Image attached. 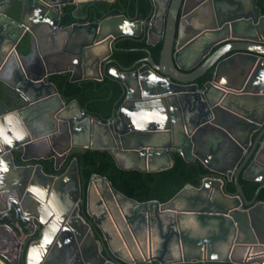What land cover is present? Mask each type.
Returning <instances> with one entry per match:
<instances>
[{
    "label": "water",
    "instance_id": "water-1",
    "mask_svg": "<svg viewBox=\"0 0 264 264\" xmlns=\"http://www.w3.org/2000/svg\"><path fill=\"white\" fill-rule=\"evenodd\" d=\"M258 1L169 0L162 14L159 1L152 0L150 26L147 19L134 21L126 15L88 23L90 28L84 34L78 55L68 50L77 64L63 68L54 67V54L40 51L35 27L26 23V12H34V21L36 15L47 20L52 31L49 35L54 36V31H62L61 8L72 3L80 7V0H18L15 13L0 8V66L7 54L3 44L9 37L22 61V70L12 71L15 82L20 84L1 75L0 80L24 101L16 109L0 112V198L7 191L10 205L20 204L23 216L45 226L44 237L29 249L28 264H42L43 252L55 249L61 224H73V216L69 217L72 209L68 208V217L61 219L54 202L57 188L68 180L69 173L58 176L44 171L41 164L18 165L13 151L20 149L24 160L54 158L59 168L75 146L107 149L122 169L137 168L129 166L131 162L142 165L144 171L167 169L174 163L171 152L175 151L187 161L201 160L210 171L202 177L200 186L187 184L165 203L158 199L149 202L178 216L176 220H167L154 259L161 264H264V200H257L264 188V13ZM160 17V62L150 56L148 64L138 70L128 72L111 67L107 71L116 38L140 35L143 30L148 33V29L151 34L152 24ZM19 21L23 25L16 30ZM24 24L29 27H23ZM80 26L86 25L76 23L65 30ZM25 35L30 43L21 52L19 44ZM51 46L47 50L53 48L60 56L62 50L54 43ZM214 47L215 51L198 68L186 71ZM34 54H38V62L25 66V60ZM212 66L213 78L200 87L196 80ZM69 71L72 81L101 80L109 72L122 83L125 98L110 120H100L77 99L67 103L61 96L51 76ZM157 107L166 109V118L156 114ZM225 143L231 146L226 160L222 166L215 165L216 153ZM42 145L48 147L46 151L30 155L32 147ZM249 161L243 177L261 184L251 200L240 181L241 170ZM239 162L234 178L236 192L228 193L223 185L230 182ZM75 170L78 183L77 163ZM96 177L126 197L107 177ZM28 199L32 200L30 212ZM7 209L8 205L3 209L0 204L1 212ZM186 228L197 230L194 237ZM180 236L182 251L178 245ZM189 241L196 247L185 244ZM109 247L107 256L99 253V261L92 251L84 252L91 257L92 264H138ZM36 249L42 255L38 260L33 258ZM255 251L261 253L252 255ZM0 264L10 263L0 256Z\"/></svg>",
    "mask_w": 264,
    "mask_h": 264
},
{
    "label": "flooded vegetation",
    "instance_id": "flooded-vegetation-1",
    "mask_svg": "<svg viewBox=\"0 0 264 264\" xmlns=\"http://www.w3.org/2000/svg\"><path fill=\"white\" fill-rule=\"evenodd\" d=\"M141 1L142 0H129L130 4L135 3L136 5L134 14L131 12V10L128 11L127 7L123 5L122 0H80V7H78L77 4L75 3L63 6L61 8V15H60L61 16L60 27H62L61 29L62 31L53 30L54 36L49 35V33H52V31L48 27L49 22L47 20L46 21L41 20L40 17L42 16L36 15L37 17H35V21L32 19V23L35 27L34 30L36 33L35 35H36L37 45L38 47L40 46L39 49L41 52H45L47 55L54 54L55 57L56 55H58L57 51L51 48L53 51L52 53H50L51 49L47 50V46L48 45L51 46L54 43L57 45L59 49H63L65 47V53L68 52L69 55L67 53V56L71 59V63L69 65L70 66L76 65L77 60L75 59V57L72 58V56L70 55L71 52H69L68 50L70 51L72 50L73 55H78L80 50L79 46L84 41V34H86L88 29L90 28L88 23L90 24L95 21L102 22L104 19L114 15H126L128 18H133L134 21H138V20L145 21L147 19L149 20L148 22L150 26L153 18L152 7L149 15L146 18H140ZM158 1L161 4L160 13L165 14L169 0H158ZM261 1L262 0L258 1V5L262 9V5L264 6V3H261ZM118 2L121 5H119L118 7V12L115 13L113 5ZM17 4H18V0H0V8L10 12L13 11V13L15 7L16 10L18 8ZM151 4H152V0H151ZM70 5L74 6L72 15L75 16L78 20L71 23H67L64 21V16L66 15L67 7ZM94 13L95 15L97 14L96 18L91 19L90 16ZM99 13H101V15H98ZM36 20L38 22H36ZM76 23L78 24L81 23L86 26L70 28L69 31L65 30L66 27H71ZM162 23H163V19L161 17L159 18V20L155 21L152 24L153 29L151 30V34L149 33V29H148V33H145V30H143V33L140 35L129 34L116 38V45L113 50V54L109 58L111 59V61L107 65V71L111 67L114 68L117 67L121 71H128V72L138 70L140 67L148 64L147 59L150 56H152V58L159 63L161 59V52L163 47ZM17 25L21 27L23 24L19 21ZM25 26L27 28L29 27L28 25L24 24L23 27ZM17 28L19 27H16V30H19ZM134 31L137 30L134 29ZM26 35L23 37V39L19 44V50L21 52H24L25 48H28V45L30 43L29 42L30 39ZM11 36L13 38H16V34H12ZM124 43L131 44L130 48L132 50L143 51L146 53V55L142 57L140 56L131 65L126 66L120 60L114 58V52L119 48H121L119 44H124ZM222 43H220L218 46H220ZM160 44H162L161 48H159ZM3 47H4L3 50L6 51V53L8 52L12 53L11 67L9 65V67L7 66L5 70L11 69V73L13 70L15 71L22 70V61L20 60L19 56L15 54L13 50L14 48L13 39L10 37L6 38ZM216 48L217 47L212 48V50H210V52H207L205 56L201 58V60H199L196 64L191 65V68L186 69V71H192L198 68L207 59V57L215 51ZM37 55L38 54H34V56L31 59L29 58L28 60H25L26 62L25 66L29 67L34 62H38ZM54 56L52 57L53 62L55 58ZM227 56L228 55L224 57ZM184 62L185 61L182 60V63ZM54 67L56 68L55 64ZM211 70H214V66L208 69V71H206L204 75H202L199 79L196 80V82L199 84L200 87H203L206 82L210 81L213 78L212 76L211 79L204 80V78ZM69 73L71 74L70 71ZM3 75H5V73L2 74V77ZM105 75H110L114 77L109 72L105 73L104 76ZM114 78L116 79V77ZM6 80L11 81L15 84H20L19 81L15 82L17 81L15 78L13 79L9 78ZM201 81L203 82L201 83ZM4 85L6 86L5 96L8 97V101L7 103L0 102V112L8 111L9 109L12 110L16 109L24 103V101L21 100L17 92H15L16 90H12L5 83ZM124 98L125 97L122 96L121 103L123 102ZM156 114H159V116L162 118H166V109L164 107H160V108L157 107ZM145 115L148 116V113H146ZM112 116L109 117L108 120H110ZM46 148H48L46 145L44 146L42 145L40 146V148L32 147L29 153L30 155H38L40 151H46ZM83 149H87V148L80 146L73 147L72 150L68 153L67 157L61 161L59 168H57L56 160L54 158H39V159L33 158L27 160H24L22 158V163L20 164L17 163L18 165L41 164L43 166V164L39 160L53 159L55 163V168L57 170L64 168V171L55 175L61 176L67 172L69 173L68 180L63 181L61 187L57 188L59 190V193L54 192L55 193L54 202L56 203L57 205L56 207L60 212L61 219L64 218L65 220L66 217H68L67 216L68 214L67 215L65 214L67 209L68 208L72 209L70 211L69 217L73 216V224H68L67 221L65 222V224H67L68 227H65L63 224H61V231L59 233L60 236H57V239H55V242L57 241V244L54 243L56 245L54 251L52 252V250H49L48 252L47 251L43 252L45 253L44 260L43 262L41 261V263L42 264H92L93 262L90 260L91 257H89L88 255L86 256L84 251L86 250L92 251L93 257L99 261L100 260L99 253L107 256L108 250L110 249L109 246H112V248L116 252H118V254L132 260V262H137L138 264H161L159 261L154 259V256L157 255L158 253L157 249L162 243V232H165L166 230L167 220L169 218H174V220H176L175 218H177L178 216H175V214H172L171 212L166 213V209L162 210L161 206L157 208L155 204L149 203L154 199L139 200L136 197L128 195L127 193H124L123 191L115 187L117 190L122 192L126 197H122L121 195H118L117 192H115L110 188V186L106 181L98 179L96 177L97 175L92 176L90 181L85 182L81 179L79 172V181L77 183V179H76L77 171L75 170V168H76V163L78 164V160L77 157L74 156V154ZM15 152H19L21 153V157L23 156V153L20 151V149H16L13 151L14 158H15ZM246 152L248 153V150ZM171 154L173 157L174 152H171ZM240 164L241 162H239L236 165L235 170L233 171V177L232 179L229 180L230 182L228 184L224 183L223 185L224 188H227L226 191L228 193L236 192V184L234 182L235 181L234 178L238 168L240 167ZM249 164L250 161L241 170L240 181L241 178L247 181H251L243 177L244 173L249 167ZM128 165L129 166L136 165L137 168L135 169H139V170L143 169V166L139 165L138 163L131 162L128 163ZM231 183L234 184V187L231 186ZM241 183L243 185L244 191L247 196V192L245 188L246 186L245 184H243V182ZM260 185L261 184L259 183V186ZM263 189L264 188H262L259 191V194ZM51 192H53L52 189L50 193ZM48 197H50V194ZM252 198L248 197V199L250 200ZM257 200L259 201L262 199L257 198ZM0 204L3 209H5L6 205L9 206V209L3 212L0 211L1 214H8L15 205L17 206V209L19 210L21 217L26 221H28L29 223L28 230H24L19 225L20 234L13 227L7 226V228H9L12 231L13 235L18 240L17 256L20 259L17 261V264H28L27 261H28L29 249L34 242H38L44 237L45 226L44 225L41 226V224L36 220L32 222L28 220L27 216H23V213L20 210V204L14 202L10 205V197L7 196V191H5L2 194V197L0 198ZM26 205L27 208H29L27 211L30 212V209L32 208L31 207L32 200L28 199L26 201ZM75 207H78V210H76ZM180 216H182V214ZM181 218H183V216ZM164 224L165 227L163 226ZM0 226H5V225L0 224ZM185 226L187 227L189 226V224H185ZM177 228L180 230L178 226ZM186 230L188 231V228H186ZM196 231L197 230L194 231V229L189 230L188 234L194 237ZM92 236L94 237V239ZM224 242L225 244H229L228 241H224ZM185 244L189 245V247H193V248L196 247L195 244L191 241H189L188 243L185 242ZM178 245L182 251L184 248L181 243V236ZM172 247L173 250H175L174 245H172ZM23 253H24V259H23L24 261L22 263L21 255ZM260 253L261 251L251 252L252 255H258ZM39 256H41L42 258L40 251L36 249L33 257L34 260L35 259L38 260ZM8 262L12 264L10 260Z\"/></svg>",
    "mask_w": 264,
    "mask_h": 264
},
{
    "label": "trees",
    "instance_id": "trees-1",
    "mask_svg": "<svg viewBox=\"0 0 264 264\" xmlns=\"http://www.w3.org/2000/svg\"><path fill=\"white\" fill-rule=\"evenodd\" d=\"M122 1L128 11L131 10L134 14L135 3L130 4L129 0ZM261 3H264V0ZM119 5H121L119 2L113 5L115 13L118 12ZM151 7V0H142L140 18H146L151 11ZM73 9L74 6L72 5L67 7L66 15L64 16L65 22L71 23L78 20L72 15ZM262 11L264 13L263 5ZM96 15L95 13L92 14L90 16L91 19H95ZM98 15H101V13ZM130 45L119 44L121 48L114 52V58L120 60L126 66L131 65L140 56L146 55L143 51L132 50ZM161 47L162 44H160L159 48ZM213 73L214 70H211L204 80L211 79ZM51 81L56 85L59 93L67 102L77 99L84 109H87L103 121H107L113 115L114 109L122 101L123 85L118 79L110 75H105L101 80L84 79L72 81L71 74L63 72L52 75ZM5 89L6 86L0 80V102L7 103L8 97L5 96ZM74 156L77 157L79 172L83 181H90L94 175L105 176L115 187L139 200L158 199L161 202H167L187 184L199 186L202 177L210 171L201 160L187 161L179 152H174L173 154V165L160 171L122 169L117 165L115 158L107 149L87 148L78 151ZM15 159L16 163H22L21 153L15 152ZM39 161L43 164L47 173L59 174L64 171V168L59 170L55 168L53 159ZM241 182L246 186L247 196L252 198L259 186V182L247 181L243 178H241ZM231 186L234 187V184L231 183ZM258 198L264 200V189L260 192ZM0 224L5 225L0 226V256L8 261L10 260L12 264H17L20 259L17 256L18 240L7 226L13 227L20 234L19 225L24 230H28L29 223L21 217L17 206L14 205L8 214L0 213ZM23 259L24 253L21 255L22 263Z\"/></svg>",
    "mask_w": 264,
    "mask_h": 264
},
{
    "label": "crops",
    "instance_id": "crops-1",
    "mask_svg": "<svg viewBox=\"0 0 264 264\" xmlns=\"http://www.w3.org/2000/svg\"><path fill=\"white\" fill-rule=\"evenodd\" d=\"M18 6H20V5H18ZM15 12H16V7L14 9V13ZM26 15H27V17H26V23L28 25H31L32 24V19L34 17V12L32 10H30V11L27 10ZM16 27H19V25H16L15 28ZM63 43H65V42H63ZM60 50H63V52L60 51L61 52L59 54L60 56L57 55L54 58V64H55L56 68L68 67L69 64L71 63V59L67 56V53H65V47L63 49H60ZM11 54L12 53H10V52H8L6 54L5 62L0 66V75L2 76V74L5 73V75H3V78L4 79H9V78L13 79L14 78V77H12L13 74L10 73V70L9 69L8 70H5L7 66L9 67V65H10V67H11V60H12L11 59V56H12ZM223 145L224 146L222 148H220L217 151V153H216V157H218V162L214 161V164L215 165L217 163H219L222 166L223 162H225V160H226L225 159L226 151H228V149L231 148L230 144H228V143H225Z\"/></svg>",
    "mask_w": 264,
    "mask_h": 264
}]
</instances>
